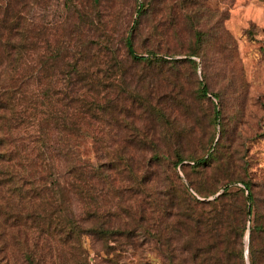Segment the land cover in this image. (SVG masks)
Returning a JSON list of instances; mask_svg holds the SVG:
<instances>
[{
  "label": "trees",
  "instance_id": "trees-1",
  "mask_svg": "<svg viewBox=\"0 0 264 264\" xmlns=\"http://www.w3.org/2000/svg\"><path fill=\"white\" fill-rule=\"evenodd\" d=\"M82 1L65 0L64 18L43 25L30 13L51 0H0V264H97L87 237L105 264H132L130 253L141 264H264V176H252L246 136L235 147L224 127L215 144L202 131L197 149L187 145L196 98L225 109L228 92L207 73L185 89L182 67L207 58L206 31L182 34L199 0H141L131 27ZM222 1L218 53L234 41L224 23L236 0ZM231 86L228 119L245 109L244 82Z\"/></svg>",
  "mask_w": 264,
  "mask_h": 264
},
{
  "label": "rangeland",
  "instance_id": "rangeland-1",
  "mask_svg": "<svg viewBox=\"0 0 264 264\" xmlns=\"http://www.w3.org/2000/svg\"><path fill=\"white\" fill-rule=\"evenodd\" d=\"M94 2L100 9L106 5L110 6L113 15L112 19H114V16L116 21L125 19L129 23L128 27H131L134 24L133 21L138 17L135 10L140 8L139 5L142 1L95 0ZM81 4H83L82 0ZM225 4L226 2L224 3L222 0H199L198 12L189 21L187 20L183 27L182 34L184 37L191 36L192 38L196 30H202L207 32L206 37L209 39L207 42L208 46H206L207 50H205L207 54L206 62L199 57H193L198 62L197 70L189 64L182 67L186 83L185 89H196L200 81L204 82L207 73V80L213 85V88L224 89L226 87L227 90L225 91H228L224 97L226 101L225 109L224 105L214 96L196 98L191 105L192 109L189 111L190 115H192V122H195L197 128L193 135L187 137V145L197 149V146H200L199 144L202 142L201 139H204L201 134L202 131L206 133L204 141L208 143V146L211 145V139L213 140L214 137H216L214 140L215 144L224 127L229 134H234V137L244 135L247 138L245 147H247L249 152L246 159L251 162L252 176L260 179V177L264 176V0H236L230 8L228 6V19L224 24L234 41H227V44L224 45V51L218 53L219 49L214 44V34L217 31L215 23L218 17L217 10L220 9V6L225 9L227 6ZM65 14V0H51L48 7L36 8L30 13V16L42 22L43 25L47 23L52 25L60 22ZM70 14L74 23H80L78 11H70ZM158 18V14H155L150 17L149 23L145 20L150 31H154L152 26ZM167 18H169L168 13ZM82 38H85L83 34ZM170 41L176 43L177 40L174 37ZM137 50L139 53H145L138 44ZM242 82H244V86L240 89L244 91V98H242L243 107H245L244 114L242 111V116L240 114L239 117L228 119V112L232 113L230 106H234L235 98L238 95L233 92L231 84ZM227 103L229 111H226ZM218 112L220 114L218 119L215 120V115H218ZM239 141L240 139L237 137L234 144L235 147L238 146ZM83 147L86 155L94 156L91 138L87 137L85 139ZM205 149L200 150V153H205ZM177 172L188 186V180L180 166L177 167ZM163 176L164 173L162 172L161 177ZM189 190L196 195L192 188L189 187ZM74 204L75 210L79 212V205L77 202ZM251 226L252 215L248 217L247 231L242 238V246L245 250L247 263H249L247 249ZM86 246L90 249L93 261L97 264H105L99 255L101 251L100 242L87 237ZM128 257L130 263L141 264L140 258L135 254L130 253Z\"/></svg>",
  "mask_w": 264,
  "mask_h": 264
},
{
  "label": "water",
  "instance_id": "water-1",
  "mask_svg": "<svg viewBox=\"0 0 264 264\" xmlns=\"http://www.w3.org/2000/svg\"><path fill=\"white\" fill-rule=\"evenodd\" d=\"M219 194V193H218ZM247 254H248V249H247Z\"/></svg>",
  "mask_w": 264,
  "mask_h": 264
}]
</instances>
